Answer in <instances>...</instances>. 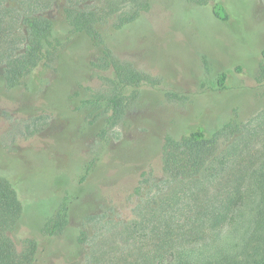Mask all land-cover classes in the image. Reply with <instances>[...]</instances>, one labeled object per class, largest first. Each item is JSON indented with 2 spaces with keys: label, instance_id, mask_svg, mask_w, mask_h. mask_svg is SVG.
Segmentation results:
<instances>
[{
  "label": "rangeland",
  "instance_id": "1",
  "mask_svg": "<svg viewBox=\"0 0 264 264\" xmlns=\"http://www.w3.org/2000/svg\"><path fill=\"white\" fill-rule=\"evenodd\" d=\"M50 1L46 12L58 29L65 26L62 8L72 1L104 13L110 10L105 0ZM223 1L229 11L227 20L215 18L211 4L149 0L147 10L121 29L115 23L137 5L132 0L117 5L106 25L108 43L117 56L151 76L157 85L142 86L140 100L109 132L106 142L97 135L101 120L91 124L83 113L73 112L89 93L87 88L103 87L95 74L87 71L83 82L72 84L83 70L68 67L57 78V62L38 72L40 81L31 88L22 84L0 89V154L14 168L13 180L24 189L21 197L26 202L18 228L38 236L36 228L66 202L71 215L64 236L77 250L62 257L60 264H106L135 246L121 232L123 227L141 215L146 202L158 201L179 180L161 168L167 133L180 136L207 124V116L220 107L226 111L240 106L238 112L247 128L259 132L249 155L264 150V88H240L255 83L260 71L264 0ZM31 4L29 0H0L1 39L12 43V50L5 43L3 51L24 50L27 28L22 17L33 10ZM65 30L59 33L65 65L97 59L99 48ZM4 58L0 54V72ZM221 72L227 74V90L217 85ZM166 90L186 99H170ZM209 102L214 106L209 107ZM225 146L221 141L219 151ZM94 158L97 161L92 165ZM89 163L91 174L84 180ZM139 185L141 194L137 193ZM80 230L89 235L84 245L77 242ZM17 247L20 250L22 245Z\"/></svg>",
  "mask_w": 264,
  "mask_h": 264
},
{
  "label": "trees",
  "instance_id": "2",
  "mask_svg": "<svg viewBox=\"0 0 264 264\" xmlns=\"http://www.w3.org/2000/svg\"><path fill=\"white\" fill-rule=\"evenodd\" d=\"M29 1L33 10L22 17L27 28L23 35L24 50L3 51L5 43L7 50H12V43L1 39L4 29L0 30V54L5 57L0 89H13L22 84L31 88L40 81L37 73L57 62V78L68 67L77 66L83 70L80 79L72 84L83 82L87 71L95 74L103 87L87 88L89 93L79 100L73 112L83 113L91 124L101 120L97 135L106 142L109 132L125 120L128 109L140 100L142 86L157 85L151 76L117 56L108 43L107 22L117 5L126 0H105L110 8L107 13L81 7L72 1L62 8L65 26L60 29L46 12L52 1ZM132 1L137 7L119 17L115 23L118 29L135 22L149 6V0ZM186 1L196 5L211 4L215 18H229L223 0ZM61 29L90 40L100 49L97 59L65 65L61 51L63 42L59 36ZM205 62L209 64L206 59ZM226 79V72L218 75L219 89H228ZM254 82L240 88H264V51ZM165 93L170 99H186L173 90ZM75 94L79 95L77 91ZM219 101L222 105L223 100ZM221 109L207 116L205 125L180 136L170 133L164 136L161 168L170 176H179V180L174 187L169 186L168 192H164L158 201L146 202L141 215L123 227L121 232L135 246L106 264H264V150L255 156L249 155L259 132L247 128L246 119L238 112L240 106L229 107L226 111ZM231 110L235 112L233 115ZM221 141H225L226 146L219 151ZM2 155L0 264H60L62 257L77 250L76 244L71 245L64 236L70 228V207L63 202L41 227L36 228L38 236L21 231L18 226L23 203H26L21 197L24 189L13 180L12 176H17L13 173L14 168ZM92 161L93 165L97 160ZM91 167L90 163L86 165L87 172L82 179L90 176ZM21 182L25 183L24 180ZM141 191L139 185L137 193L141 194ZM88 238L87 231L80 230L77 242L84 245ZM19 243L22 245L20 250Z\"/></svg>",
  "mask_w": 264,
  "mask_h": 264
}]
</instances>
